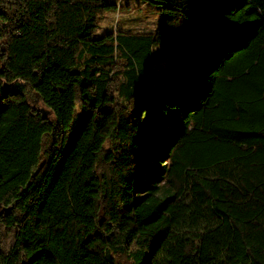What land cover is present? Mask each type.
<instances>
[{"label": "trees", "instance_id": "1", "mask_svg": "<svg viewBox=\"0 0 264 264\" xmlns=\"http://www.w3.org/2000/svg\"><path fill=\"white\" fill-rule=\"evenodd\" d=\"M141 1L0 0V264H264V0Z\"/></svg>", "mask_w": 264, "mask_h": 264}, {"label": "rangeland", "instance_id": "2", "mask_svg": "<svg viewBox=\"0 0 264 264\" xmlns=\"http://www.w3.org/2000/svg\"><path fill=\"white\" fill-rule=\"evenodd\" d=\"M129 7V8H128ZM157 15L155 10L141 0H121V7L117 11L106 12L99 20V26L94 36L100 37L113 29H125L129 31H150L156 27ZM156 61L152 74L160 77L163 73L165 60L161 49L156 50ZM30 104L39 111H46L39 98L33 92H29ZM47 117H51L50 114ZM2 136L1 146L16 149L25 145V120L18 119ZM1 209V208H0ZM119 264H128L125 259H119Z\"/></svg>", "mask_w": 264, "mask_h": 264}, {"label": "water", "instance_id": "3", "mask_svg": "<svg viewBox=\"0 0 264 264\" xmlns=\"http://www.w3.org/2000/svg\"><path fill=\"white\" fill-rule=\"evenodd\" d=\"M43 118H44V116H43Z\"/></svg>", "mask_w": 264, "mask_h": 264}]
</instances>
